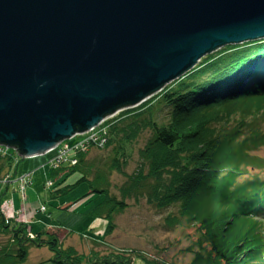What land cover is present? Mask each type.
<instances>
[{"label": "water", "instance_id": "95a60500", "mask_svg": "<svg viewBox=\"0 0 264 264\" xmlns=\"http://www.w3.org/2000/svg\"><path fill=\"white\" fill-rule=\"evenodd\" d=\"M262 41L264 0H0V146L43 155Z\"/></svg>", "mask_w": 264, "mask_h": 264}, {"label": "trees", "instance_id": "16d2710c", "mask_svg": "<svg viewBox=\"0 0 264 264\" xmlns=\"http://www.w3.org/2000/svg\"><path fill=\"white\" fill-rule=\"evenodd\" d=\"M201 63L147 108V119L167 109V126L153 124V136L139 153L138 171L119 190L122 199L109 194L104 173L89 177L91 167L86 166L83 152L73 167H48L47 178L54 187L50 198L85 184V196L103 197L88 216L107 221L105 235H109L114 227L111 215L124 210V199L148 189L149 201L154 199L163 209L175 208L170 227L185 224L193 229L192 247L197 255L192 264H264V180L256 174L264 169V159L251 155L264 147V41L225 47ZM156 104L161 108H153ZM234 115L240 118L233 125H222L223 118ZM130 122V126L122 121L112 123L107 146L97 150L113 147L110 172L121 168L118 155H123V142L134 140L141 132L138 119L133 117ZM8 151L16 156L13 159L19 157L15 150ZM13 159L0 157V174L4 169L3 175L7 169L16 170ZM73 174L79 178L72 185H63ZM148 180L153 185L148 186ZM13 184L7 189L13 190L12 195L17 192ZM9 225L0 214V231ZM10 233L11 243L0 247V264H21L29 246L51 252L46 264H126L134 259L151 264L135 252L124 260L108 257L84 263L83 257L72 249H62L57 238L43 230L32 231L33 240L26 237L23 225L13 226Z\"/></svg>", "mask_w": 264, "mask_h": 264}, {"label": "rangeland", "instance_id": "374dc122", "mask_svg": "<svg viewBox=\"0 0 264 264\" xmlns=\"http://www.w3.org/2000/svg\"><path fill=\"white\" fill-rule=\"evenodd\" d=\"M245 44L247 43H243V45ZM233 47H242V45ZM221 49L202 58L188 75L194 72V69H198L200 65H203L201 63L203 59L220 53ZM183 77L166 84L159 92L154 93L137 106L120 111L102 121L100 126L97 125L98 128L95 127L97 131L99 130L102 133L100 136L101 144L105 147L109 140V129L112 123L122 121L126 126H130L132 124L130 122L131 118L138 119L142 127V129L140 128L141 132L139 131L140 133L134 140L123 142V150L120 152L123 155H118L121 165L120 170L108 171L114 156L112 146L106 150L97 151L95 145L87 148L86 144H83L85 164L91 167L89 177L93 179L95 173H104L109 184L108 192L117 200L122 199L119 190L127 185L129 177L138 171L139 153L153 136V124L155 123L157 128L167 126V109H161L159 114L147 119V108L155 104L161 93L174 89L176 83ZM154 107L155 109L161 108V105L156 104L153 105ZM238 118H240V115H234L225 121L223 118L222 125H233ZM142 121H145V125ZM129 128L131 130V127ZM92 129L64 140L54 149L32 158L21 159L17 157V159H13L14 154L0 146V157H12L14 165H17L15 171V168L12 171L7 169V174L3 175L4 170H6L4 169L2 170L4 172L0 174V214L5 221L10 223L8 230L0 231V247L11 243L10 231L13 226L23 225L26 237L29 240L34 239L32 231L40 232L43 230L48 235L55 236L62 249H72L78 257H83L84 263L96 258H102V261L108 259V257H114L118 261L124 260L130 257V252H135L151 264H192L197 252L192 247L194 241L193 229L188 228L185 224L170 227L169 218L171 219L175 214V208L163 209L154 199L149 201L148 193L150 191L148 189L141 190L142 195L140 196L132 195V197L124 199L123 202L126 204L124 210L114 212L111 215L114 227L109 235H105L108 226L107 221L99 218L92 219L88 216L92 208L103 200V197L97 195L85 196L88 194L85 184L75 187L64 195H62L64 192H57L53 199L50 198L49 192L54 189L52 186L53 181L44 178L43 174L47 173L48 167L53 170L58 167L62 168L63 164L48 166V163L50 165L49 161L55 159L58 155H64V152H61L62 149H59L60 147H68V150H66L68 153L75 147L85 143L86 139L92 138L96 131L91 133ZM119 137L126 139V135ZM79 147L75 153L74 150L70 153L72 154L71 158L75 160V164H69L66 167L76 165L77 155L81 152ZM251 155L264 159V147L251 152ZM122 156L124 157L121 158ZM147 171V168L143 171L144 176L148 174ZM256 174L264 180V169L256 170ZM78 178V174H73L66 179L63 185H72ZM145 182L148 186L153 185V181H150V183L149 180ZM11 183H14V189L15 187L17 189L16 194L13 195H11L13 190H10L11 193L8 192V186ZM65 186H62V188ZM51 258L52 254L46 248L29 246L26 259L21 264H46ZM126 264H143V262L134 259Z\"/></svg>", "mask_w": 264, "mask_h": 264}, {"label": "built area", "instance_id": "2783aa9c", "mask_svg": "<svg viewBox=\"0 0 264 264\" xmlns=\"http://www.w3.org/2000/svg\"><path fill=\"white\" fill-rule=\"evenodd\" d=\"M99 126H100V124H99ZM99 126H97L96 128H98ZM96 128H93L92 130H91V133L93 132V131H95L96 130ZM90 132V131H89ZM95 134H94V136L92 137V138H90V139H86V141H85V143H82L81 145H79V146H81V147H79V149H81L80 151L81 152H83V150L82 149H84V145L87 147V148H89V147H93V145H95V147L97 148V149H102L104 146L101 144L102 142H101V138H100V136L102 135V133L98 130H96L95 132H94ZM105 137V136H104ZM106 140V139H105ZM84 144V145H83ZM78 147H75V149H72L70 152H68L67 153V151L66 150H68V147H66V146H64V147H60L59 149L61 150V152H64V155L63 156H61V155H58L55 159H53V160H50L49 162H50V165H49V163H48V166H54V164H63V165H74L75 164V160L74 159H72L71 157H72V154H70L73 150H74V153L76 152V149H78ZM4 149V148H3ZM60 152V153H61ZM67 153V154H66ZM49 184H51L50 182H48ZM10 184V183H9Z\"/></svg>", "mask_w": 264, "mask_h": 264}, {"label": "crops", "instance_id": "0c3cea01", "mask_svg": "<svg viewBox=\"0 0 264 264\" xmlns=\"http://www.w3.org/2000/svg\"><path fill=\"white\" fill-rule=\"evenodd\" d=\"M40 170H43V169H40ZM43 173H44V172H43ZM43 175H44V178H47V177H48V172H47V173H44ZM9 193H10V192H9ZM8 195H9V194H8ZM11 195H12V194H11ZM91 223H92V222H91ZM91 223H90V224H91ZM95 225H97V224L95 223ZM95 225H94V226H95ZM91 227H92V226H91Z\"/></svg>", "mask_w": 264, "mask_h": 264}, {"label": "bare ground", "instance_id": "6f19581e", "mask_svg": "<svg viewBox=\"0 0 264 264\" xmlns=\"http://www.w3.org/2000/svg\"><path fill=\"white\" fill-rule=\"evenodd\" d=\"M77 135H79V134H77ZM2 148H4V149H7V150H9V148H7V147H4V146H1ZM13 150V149H12Z\"/></svg>", "mask_w": 264, "mask_h": 264}]
</instances>
